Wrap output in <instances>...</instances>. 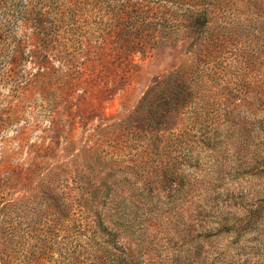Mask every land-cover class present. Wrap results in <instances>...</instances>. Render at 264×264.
Returning <instances> with one entry per match:
<instances>
[{"label": "rangeland", "instance_id": "1", "mask_svg": "<svg viewBox=\"0 0 264 264\" xmlns=\"http://www.w3.org/2000/svg\"><path fill=\"white\" fill-rule=\"evenodd\" d=\"M120 250L264 264V0H0V264Z\"/></svg>", "mask_w": 264, "mask_h": 264}, {"label": "trees", "instance_id": "2", "mask_svg": "<svg viewBox=\"0 0 264 264\" xmlns=\"http://www.w3.org/2000/svg\"><path fill=\"white\" fill-rule=\"evenodd\" d=\"M34 25L37 26L38 24H34ZM33 30L35 31V35L38 34V32H39L38 28H34ZM106 235L107 234H105V236ZM109 237H110V235H109ZM120 251H121V253L119 252V254L116 255L115 257L114 256H109L108 257L109 259L107 261L103 262V264H124V263L126 264V262L124 261V260H126V254H125V252L123 250H120Z\"/></svg>", "mask_w": 264, "mask_h": 264}]
</instances>
